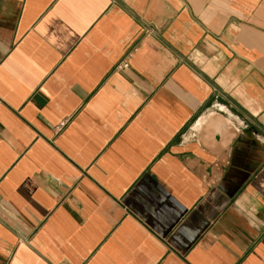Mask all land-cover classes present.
Listing matches in <instances>:
<instances>
[{"label": "crops", "instance_id": "1", "mask_svg": "<svg viewBox=\"0 0 264 264\" xmlns=\"http://www.w3.org/2000/svg\"><path fill=\"white\" fill-rule=\"evenodd\" d=\"M0 264H264V0H0Z\"/></svg>", "mask_w": 264, "mask_h": 264}, {"label": "built area", "instance_id": "2", "mask_svg": "<svg viewBox=\"0 0 264 264\" xmlns=\"http://www.w3.org/2000/svg\"><path fill=\"white\" fill-rule=\"evenodd\" d=\"M127 58H128V56H126L120 62H118L116 65V69H120V70L127 69L129 67V62H128ZM61 125H62V123H60L59 126H61Z\"/></svg>", "mask_w": 264, "mask_h": 264}]
</instances>
